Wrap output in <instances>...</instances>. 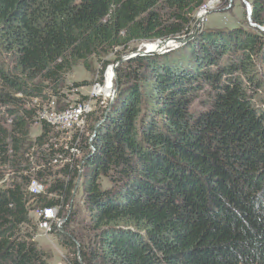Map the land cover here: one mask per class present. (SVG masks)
<instances>
[{"label":"trees","instance_id":"1","mask_svg":"<svg viewBox=\"0 0 264 264\" xmlns=\"http://www.w3.org/2000/svg\"><path fill=\"white\" fill-rule=\"evenodd\" d=\"M207 1L0 0V264H51L31 211L57 204L65 264H264V0H248L254 25L126 58L114 101L67 147L46 121L36 144L49 148L25 146L31 99L91 57L105 67L118 47L188 35ZM78 177L83 235L64 211Z\"/></svg>","mask_w":264,"mask_h":264},{"label":"rangeland","instance_id":"2","mask_svg":"<svg viewBox=\"0 0 264 264\" xmlns=\"http://www.w3.org/2000/svg\"><path fill=\"white\" fill-rule=\"evenodd\" d=\"M248 4H249L248 0H228V1L208 0L206 7L201 8L197 12L196 19L191 27V32L193 27L197 25L196 24L197 20L201 18H202V22L199 24V26L202 27V30L231 29L238 26H245L249 23L254 25L250 19V14L252 10L249 13V10L247 9ZM203 9H206L207 11L204 16H201L200 13L201 10ZM244 11L248 16L247 15L244 16ZM245 20L248 23H245ZM163 41L141 43L138 45L137 51L139 50L148 51L150 44L157 45L152 50V51H157L156 53H168L169 51L173 49H177L181 46V45L171 46L165 44L162 47ZM130 46H136V44H132ZM160 47H162L161 50H157V48ZM136 54L137 52L127 51L126 47L121 46L116 48L114 51L109 52L108 54L103 56V60H109L111 63H118L117 66H119L121 62L124 61L126 58L135 56ZM107 67L108 64L107 66L104 67L101 64V62L97 59V57H91L90 67L88 68L84 66L83 63H79L77 66H75L72 72H70L65 76L64 83L62 84L61 87L57 89L55 94H53V91L47 89L45 91L46 97L44 98V100H39L37 98H34L31 99L30 103H27V105H29L30 107L34 106L36 109L38 108L40 109L37 110L33 119V124H31V126L29 127L28 140L25 145L26 149L45 150V148H49L47 147L46 144L41 146L36 144L37 138L43 132L42 121H46V123H49L51 126L54 127V131H53L54 136L50 139V142L54 144V148L67 147L68 144L70 143L72 136L75 133L78 134L81 133L77 129L76 124L74 125L73 129H69L70 127H67L68 123H66L63 119L56 118V114L63 111L66 108H70L75 104L82 102H89L91 101L92 98L94 99L93 95L95 96L96 92L98 91L95 88L96 86L94 85L97 84L98 81H102V75L104 74ZM112 82L113 85L111 86L110 90H108L107 92L113 93L114 95L112 100L113 102L116 97L117 91L114 87L115 79L112 80ZM76 84H81V85H76ZM107 103L106 105L103 104L102 105L107 107V105H109L111 101ZM96 105L97 103H95V101H91V106H94V110L100 109V106L99 105L96 106ZM7 120H9L8 122L11 121L9 117H7ZM49 121L52 123H50ZM91 124L92 122L90 120L88 121V125L86 123L87 126L86 130L87 129L90 130ZM78 155L80 156V153ZM81 177L79 182H78L79 177L76 180L73 200L71 201L72 206L64 210L68 215H70V212L72 211L78 212V221H80V223L72 222V224L69 225L70 232H72L73 230L76 235H83L85 233H88L87 229H84V226L87 220L89 219V215L87 212L86 204L84 202V191H83V186L81 184ZM6 180H8V177H6ZM101 183L103 188H109L111 186V182L107 178H102ZM68 217L69 216H67L65 219H62V226L60 232H63L64 229L63 225ZM32 218L35 219V216H32ZM34 239L39 243V246L41 248H43L44 250H46V252H48V254L50 255L49 261L51 264H65L67 260L66 257L67 250L59 242L57 233L46 234L44 232H41L37 226V229H35Z\"/></svg>","mask_w":264,"mask_h":264},{"label":"built area","instance_id":"3","mask_svg":"<svg viewBox=\"0 0 264 264\" xmlns=\"http://www.w3.org/2000/svg\"><path fill=\"white\" fill-rule=\"evenodd\" d=\"M204 7H206V5H204L202 8ZM247 9L249 10V13H250L251 11L250 4H248ZM116 66L117 64L108 65L107 69L102 75V81H98V83L96 82L97 84L94 85L96 86L95 88L98 91L96 92L95 96L93 95L94 99L92 98L91 101H95V103L98 102L100 105L102 104L106 105L107 102H110L113 100V96H114L113 93L107 92L108 90H110L111 86H109L106 76L108 73V69L110 68H112L113 73L115 74L114 69ZM91 101L78 103V104L71 106L70 108H66L63 111L57 113L56 118L63 119L66 123H68L67 127H70L69 129H73L74 125L76 124L77 129L81 133H84L87 127L86 123L88 125V118L95 111L94 106H91ZM103 107H106V106H103ZM94 135H91L90 141L93 139ZM91 147H93L92 144H91ZM79 168L81 169V167ZM79 181H80V178L78 179V182ZM29 190L34 194H45L46 193L45 186L36 179L32 180L29 186ZM60 210H61V206L58 204L54 206L38 207L32 210L31 215L35 216L34 221L36 223V229L38 226L39 230L46 234H53L56 231H60L61 226H62V219L59 217Z\"/></svg>","mask_w":264,"mask_h":264},{"label":"water","instance_id":"4","mask_svg":"<svg viewBox=\"0 0 264 264\" xmlns=\"http://www.w3.org/2000/svg\"><path fill=\"white\" fill-rule=\"evenodd\" d=\"M202 22V19H198L197 20V25H195L192 29V32L189 33L188 35H185V36H177V37H172V38H169L167 39L166 41H163V44H162V47L165 45V44H168V45H171V46H179V45H183L185 44L186 42L194 39L195 37L198 36V34L200 33V31L202 30V27L199 26V24ZM162 43V42H161ZM160 43V45H161ZM159 47V45H158ZM157 48V50H161V48ZM157 51H137V54L139 53H156ZM114 71H116V68L114 69ZM116 73V72H115ZM112 103V101H111ZM110 103V104H111Z\"/></svg>","mask_w":264,"mask_h":264},{"label":"bare ground","instance_id":"5","mask_svg":"<svg viewBox=\"0 0 264 264\" xmlns=\"http://www.w3.org/2000/svg\"><path fill=\"white\" fill-rule=\"evenodd\" d=\"M206 9H203V10H201V13H200V15L201 16H204L205 14H206ZM202 19V18H201ZM150 47L148 48V51H152L157 45L156 44H150L149 45ZM112 64H118V63H112ZM117 67V66H116ZM115 67V68H116ZM116 72V71H115ZM114 75H116V73L114 74L113 73V70H112V68H110V69H108V73H107V80H108V84H109V86H112L113 85V82H112V80H113V78L115 79L116 78V76L114 77ZM62 219V218H61Z\"/></svg>","mask_w":264,"mask_h":264}]
</instances>
